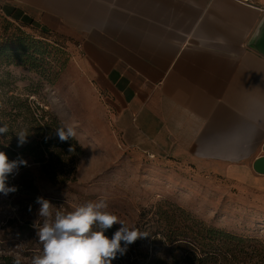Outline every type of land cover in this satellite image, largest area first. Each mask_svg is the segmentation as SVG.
I'll return each instance as SVG.
<instances>
[{"label": "crops", "instance_id": "1", "mask_svg": "<svg viewBox=\"0 0 264 264\" xmlns=\"http://www.w3.org/2000/svg\"><path fill=\"white\" fill-rule=\"evenodd\" d=\"M71 40L127 143L264 198V0H0Z\"/></svg>", "mask_w": 264, "mask_h": 264}, {"label": "rangeland", "instance_id": "2", "mask_svg": "<svg viewBox=\"0 0 264 264\" xmlns=\"http://www.w3.org/2000/svg\"><path fill=\"white\" fill-rule=\"evenodd\" d=\"M81 59L68 38L40 35L5 19L0 10V124L9 128L0 137V151L10 161H27L6 182L17 191L0 193V256L19 254L23 263L32 264L33 257L42 254L37 230L45 218L38 215V196L51 202L53 213L105 199L108 211L148 234L137 240L151 257H165V234L181 230L196 236L204 228L264 250L263 196L222 175L199 174L179 159L155 157L130 146ZM46 124L53 133L62 125L76 130L66 144L56 136L48 168L37 149L45 136L40 128ZM20 131L28 134L23 146H18ZM156 235L162 244L155 251ZM183 252L178 248L174 253L180 258ZM126 261L114 259L112 264H132Z\"/></svg>", "mask_w": 264, "mask_h": 264}, {"label": "clouds", "instance_id": "3", "mask_svg": "<svg viewBox=\"0 0 264 264\" xmlns=\"http://www.w3.org/2000/svg\"><path fill=\"white\" fill-rule=\"evenodd\" d=\"M8 131L7 124H0V137L6 136ZM54 133L62 142L76 136L72 126L62 125L54 129ZM16 136L18 146L27 142L26 131H20ZM26 165L27 161L22 158L10 161L7 154L0 151V193L7 196L17 191L15 186H8L6 182L11 174L18 172L19 167ZM35 203L40 206L39 217L45 219L37 230L43 245L42 254L34 256L32 264H112L117 254L126 252L128 245L148 235L136 227L130 228L108 211V203L103 198L79 205L67 213L61 210L53 213V205L42 196H38ZM114 224L121 227L109 238L105 232ZM12 264H22L19 254L13 258Z\"/></svg>", "mask_w": 264, "mask_h": 264}, {"label": "trees", "instance_id": "4", "mask_svg": "<svg viewBox=\"0 0 264 264\" xmlns=\"http://www.w3.org/2000/svg\"><path fill=\"white\" fill-rule=\"evenodd\" d=\"M3 17L12 23L28 26L40 35H53L39 31L28 20L18 21L13 19L12 21L5 17L4 14ZM40 132L44 133L45 136L42 142H37L39 159L42 163L47 162L44 168H48L50 167V161L47 158H54V144L57 139L48 124L41 127ZM46 137L49 138L46 139ZM64 144H66V141H64ZM7 152L11 153L9 150ZM118 229L116 226H112L106 230L105 235L111 238ZM163 239L168 247L165 251V257L159 255L151 257L149 253L147 254L141 248V241L136 240L127 246L123 255L117 254L115 260L121 262L125 260H127L126 262L132 261V264H264V250H259L258 246H254L251 241L223 231L204 228L196 236H189L181 230H173L169 234H165ZM154 243L156 251L157 246L162 244L161 240L158 239V235L155 236ZM121 246H124L123 242H121ZM178 248L184 249L180 258L174 253ZM134 257L135 259L132 260ZM12 261L13 258L11 257L0 256V264H12ZM22 264L26 263L22 262Z\"/></svg>", "mask_w": 264, "mask_h": 264}, {"label": "water", "instance_id": "5", "mask_svg": "<svg viewBox=\"0 0 264 264\" xmlns=\"http://www.w3.org/2000/svg\"><path fill=\"white\" fill-rule=\"evenodd\" d=\"M250 45L255 51L264 57V19ZM254 170L257 174L264 175V157L255 162Z\"/></svg>", "mask_w": 264, "mask_h": 264}, {"label": "built area", "instance_id": "6", "mask_svg": "<svg viewBox=\"0 0 264 264\" xmlns=\"http://www.w3.org/2000/svg\"><path fill=\"white\" fill-rule=\"evenodd\" d=\"M242 2H247V0H242Z\"/></svg>", "mask_w": 264, "mask_h": 264}]
</instances>
